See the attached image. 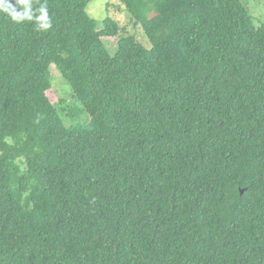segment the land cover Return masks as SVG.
<instances>
[{"label": "trees", "instance_id": "trees-1", "mask_svg": "<svg viewBox=\"0 0 264 264\" xmlns=\"http://www.w3.org/2000/svg\"><path fill=\"white\" fill-rule=\"evenodd\" d=\"M91 1L32 0L48 29L0 12V264H264V24L120 0L141 43Z\"/></svg>", "mask_w": 264, "mask_h": 264}, {"label": "rangeland", "instance_id": "rangeland-1", "mask_svg": "<svg viewBox=\"0 0 264 264\" xmlns=\"http://www.w3.org/2000/svg\"><path fill=\"white\" fill-rule=\"evenodd\" d=\"M244 5L249 10L252 21L256 27H259L264 24V3L263 0H243ZM87 12L97 23L98 29H101L103 26V21L107 17H113L117 21L121 23L122 26H126L127 30L131 34H135L138 38L139 42H143L142 36L139 30L131 25L129 16L124 10L120 0H92L87 6ZM117 39H105V44L108 49L111 51L110 54L113 55L115 52V42ZM50 75L52 79V86L54 91L56 92L59 99L64 100L66 102L67 107L74 108L78 105V103L73 98L71 87L61 78L60 73L56 70L53 65L50 70ZM52 88V89H53ZM51 91L50 99L54 101L56 98L54 96L55 92ZM53 92V93H52ZM55 94V95H56ZM79 107L81 108L80 104ZM80 121L84 119V116H79ZM73 121H67V125L69 126ZM83 125L85 123L76 121L75 125Z\"/></svg>", "mask_w": 264, "mask_h": 264}, {"label": "clouds", "instance_id": "clouds-1", "mask_svg": "<svg viewBox=\"0 0 264 264\" xmlns=\"http://www.w3.org/2000/svg\"><path fill=\"white\" fill-rule=\"evenodd\" d=\"M17 7L20 8L19 11H17ZM0 12L9 15L11 20L16 23L31 22L35 19L39 28L48 29L51 27L46 4L34 9L32 0H16V5L10 3V0H0Z\"/></svg>", "mask_w": 264, "mask_h": 264}]
</instances>
